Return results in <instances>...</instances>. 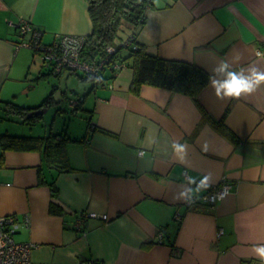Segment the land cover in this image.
<instances>
[{
    "label": "crops",
    "instance_id": "0c3cea01",
    "mask_svg": "<svg viewBox=\"0 0 264 264\" xmlns=\"http://www.w3.org/2000/svg\"><path fill=\"white\" fill-rule=\"evenodd\" d=\"M153 1L138 36L152 56L187 61L209 75L221 60L231 63L236 56L233 68L264 70V0ZM22 20L43 31L46 44L64 35L86 37L93 29L87 0H0V134L66 132L84 139L66 144L72 171L63 173L47 163L42 149L5 151L0 144V217L16 220L13 238L32 247V261L261 264L251 249L264 244V85L223 100L208 85L196 102L154 86L134 92L129 67L97 87L83 88L67 72L41 79L43 55L40 67L33 49L20 46L29 38L17 30ZM53 92L60 114L43 108L51 118L44 113L31 127L14 115L1 118L6 100L39 107ZM76 96L83 97V111L74 118L88 116L100 130L89 132V120L74 129L71 120L66 129L64 108ZM11 120L15 127L3 124ZM173 142L188 145L184 163L173 154ZM204 175L210 187L197 196L224 177L232 192L215 207L188 209L174 199L187 177ZM161 232L164 242L157 244Z\"/></svg>",
    "mask_w": 264,
    "mask_h": 264
},
{
    "label": "trees",
    "instance_id": "16d2710c",
    "mask_svg": "<svg viewBox=\"0 0 264 264\" xmlns=\"http://www.w3.org/2000/svg\"><path fill=\"white\" fill-rule=\"evenodd\" d=\"M89 13L92 18V33L85 37V45L81 51V60L94 66L98 73H83L79 70L65 67L61 71L44 64L40 78H58L65 72L75 76L83 83V88L90 85L97 87L102 83H109L116 79L120 67H129L133 70L134 80L132 90L136 93L142 86H154L166 89L173 93L191 96L198 102L200 93L209 85V74L200 66L195 64L169 60L152 56L148 53L146 46L138 38L140 31L147 23V12L153 8V0H87ZM50 45V44H47ZM35 55H41L39 51L33 50ZM121 68V69H122ZM56 86V85H55ZM55 90V89H54ZM56 92L43 99L39 107L28 108L14 102H4L7 114L2 119L10 118L8 115L20 117L21 122L27 126L35 125L44 119L43 116L35 115L34 112L43 108H52L59 113L62 108L56 110L59 100ZM83 97L69 98L70 107L64 108V125L67 129L70 117L79 115L83 111ZM78 112V113H77ZM56 113V114H57ZM60 114V113H59ZM88 131L100 130L92 120H89ZM227 136L234 142L237 141L232 131H227ZM81 139L68 138L66 132L60 134L50 133L44 137H27L16 134H0V144L3 150H29L33 148L42 149L47 163L54 167L57 172L72 171L68 163L66 144L69 141L80 142ZM53 198L58 196L56 181L50 184ZM55 210L54 204L51 206ZM165 238V235L163 239ZM158 240L157 244H163ZM173 245V244H172Z\"/></svg>",
    "mask_w": 264,
    "mask_h": 264
},
{
    "label": "built area",
    "instance_id": "2783aa9c",
    "mask_svg": "<svg viewBox=\"0 0 264 264\" xmlns=\"http://www.w3.org/2000/svg\"><path fill=\"white\" fill-rule=\"evenodd\" d=\"M17 30L22 36L29 37L27 40L20 43L21 47L31 48L42 53L44 64L61 71L68 67L74 70H79L83 73H93L96 75L98 70L81 60V51L85 45V37L64 35L54 40L52 44L47 45L42 42L43 31L36 29L30 21L22 20L17 25ZM116 68L121 69L119 65ZM143 153V151L141 152ZM221 183L211 187L202 196L194 197L190 202H186L188 209H193L199 206L208 204L210 207H215L218 202L225 199L232 192V183L227 178H222ZM81 216L77 221V228L82 229L83 218ZM91 218H97L98 214H90ZM102 219L108 220L107 216H101ZM175 218L178 221L182 220V215L176 214ZM20 226L13 217H0V264H46L36 263L31 259L32 247L29 244H19L13 238V235ZM164 233H159L158 240H163ZM55 264V263H51ZM83 264H100L96 261H87Z\"/></svg>",
    "mask_w": 264,
    "mask_h": 264
},
{
    "label": "clouds",
    "instance_id": "9594fccd",
    "mask_svg": "<svg viewBox=\"0 0 264 264\" xmlns=\"http://www.w3.org/2000/svg\"><path fill=\"white\" fill-rule=\"evenodd\" d=\"M239 60V56L234 57L231 63L228 60H221L212 69L208 77L209 85L218 99L240 98L242 95H250L261 85H264V70L253 65H249L246 69L233 68V63H237ZM171 148L177 159L184 163L188 145L173 142ZM140 155L143 156L144 154L140 153ZM208 187H210L209 175H204L198 181L195 177L189 176L186 178V184L181 186L182 190L174 199L190 202L200 191L206 190ZM251 251L261 261V264H264V244L254 245Z\"/></svg>",
    "mask_w": 264,
    "mask_h": 264
},
{
    "label": "rangeland",
    "instance_id": "374dc122",
    "mask_svg": "<svg viewBox=\"0 0 264 264\" xmlns=\"http://www.w3.org/2000/svg\"><path fill=\"white\" fill-rule=\"evenodd\" d=\"M46 44V43H45ZM40 55H37L36 57H37V61H36V64L38 65V66H40L41 67V60H42V57H39ZM42 56V55H41ZM43 65V64H42ZM72 78V77H71ZM78 81H80V79L79 78H75V77H73V82L74 83H76V84H78ZM44 116H46V117H49V118H51V115L49 114V113H45V115ZM71 118V120H73V121H69L70 122V128H72V129H74L75 127H76V125H78V124H80V122L83 124L84 122H87V120H89L90 119V117H88L87 116V118H82V116H80V117H78V118H74V117H70ZM12 121H15V120H11V121H7V122H5L4 121V123L3 124H5V126H8V125H14V122H12ZM14 127H15V125H14ZM86 130H87V126H86Z\"/></svg>",
    "mask_w": 264,
    "mask_h": 264
},
{
    "label": "water",
    "instance_id": "95a60500",
    "mask_svg": "<svg viewBox=\"0 0 264 264\" xmlns=\"http://www.w3.org/2000/svg\"><path fill=\"white\" fill-rule=\"evenodd\" d=\"M45 112H46V110L43 109V110H41V111H36V112H34V114H35V115H40V116H42Z\"/></svg>",
    "mask_w": 264,
    "mask_h": 264
}]
</instances>
